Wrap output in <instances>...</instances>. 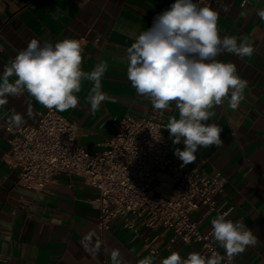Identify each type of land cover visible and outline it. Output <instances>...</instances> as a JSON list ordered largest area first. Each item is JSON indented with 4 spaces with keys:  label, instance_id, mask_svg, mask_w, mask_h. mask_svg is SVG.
<instances>
[{
    "label": "crops",
    "instance_id": "0c3cea01",
    "mask_svg": "<svg viewBox=\"0 0 264 264\" xmlns=\"http://www.w3.org/2000/svg\"><path fill=\"white\" fill-rule=\"evenodd\" d=\"M174 2L0 0V77L4 67L32 39L41 44L64 38L79 40L83 71L91 72L98 63L108 62L101 80V90L108 98L93 112L87 99L93 82L83 80L81 91L75 93L77 106L61 113L76 123L78 140L87 150H105L115 134L113 117L141 116L150 109L151 101L138 95L127 79L126 50ZM224 6L230 10L225 12ZM211 7L220 13L221 37L235 36L238 41L247 38L254 52L243 58L230 53L218 57L225 63H234L237 74L248 82L244 99L237 109H231L229 95L220 106L210 109L214 115L208 123L223 128L224 145L198 149L195 161L182 168L221 173L225 189L219 195L218 207L230 208L226 219L244 221L258 238L255 246L236 254L230 264H264V20L257 15L258 10L264 9V0H213ZM9 79L12 82L16 77ZM8 101L0 106V264H111L113 249H119L123 264H138L149 255L159 264L171 254L167 245L172 230L162 233L159 252L152 253L144 242L156 231L145 225L139 227L136 235L121 217H115L108 229L101 228L100 207L90 202L99 195V189L88 183L84 174H58L54 184L43 191L20 184L16 171L5 160L11 136L6 125L13 110L24 114L29 105L32 117L25 115V120L37 123L45 107L27 92L19 98L10 96ZM165 113L167 123L171 116L179 118L174 102ZM165 132L169 135L168 130ZM177 147L183 150L184 145H174L170 138L168 153L175 156ZM218 213L201 205L191 214L200 229L208 231ZM200 246L197 241H178L174 245L183 258ZM218 247L224 252L219 244Z\"/></svg>",
    "mask_w": 264,
    "mask_h": 264
},
{
    "label": "clouds",
    "instance_id": "9594fccd",
    "mask_svg": "<svg viewBox=\"0 0 264 264\" xmlns=\"http://www.w3.org/2000/svg\"><path fill=\"white\" fill-rule=\"evenodd\" d=\"M228 6L224 11L228 12ZM264 20V9L257 11ZM220 13L210 4L200 6L193 0H175L158 14L153 25L141 32L127 48V79L140 96L151 101L154 109L163 115L174 102L179 118H168L166 130L174 145L183 143V150L174 149L182 167L195 161V153L202 147H223V128L208 123L214 115L210 109L220 106L230 95L229 107L237 109L244 99L247 81L237 74L234 63L218 59L224 53L248 57L254 46L247 38L238 41L235 36L221 37L218 21ZM83 48L77 39L64 38L43 44L32 39L20 50L0 77V106L8 104V97L19 98L25 92L39 104L63 112L75 108L82 81L93 86L87 97L93 112L108 97L101 90V80L108 62L98 63L91 72L82 70ZM16 79L10 82V77ZM25 115L32 117L29 105L26 113L13 110L10 122L16 127L26 123ZM227 213L217 214L211 221V236L231 260L249 246L258 243L257 236L244 221L226 219ZM98 250V249H97ZM225 257L219 253L205 256L191 252L183 258L178 251L159 261V264H222ZM111 264H123L119 249L110 253ZM138 264H157L151 255Z\"/></svg>",
    "mask_w": 264,
    "mask_h": 264
},
{
    "label": "built area",
    "instance_id": "2783aa9c",
    "mask_svg": "<svg viewBox=\"0 0 264 264\" xmlns=\"http://www.w3.org/2000/svg\"><path fill=\"white\" fill-rule=\"evenodd\" d=\"M212 2L196 0L200 6ZM112 123L115 134L107 148L89 151L78 140L75 122L60 111L45 108L37 123L20 127L7 123L11 136L5 160L16 171L17 181L34 191L49 189L58 174H84L99 189V195L90 200L100 207L98 225L108 229L115 217H121L136 235L141 225L155 230L144 242L152 253L159 252L162 233L172 230L167 245L172 251L178 241H197L201 246L195 252L219 253L225 257L222 264H230L213 241L212 228L201 230L191 214L201 205L209 212L229 213L230 208L218 207L225 189L221 173L184 170L183 163L168 153L166 113L161 115L152 104L144 115L113 117Z\"/></svg>",
    "mask_w": 264,
    "mask_h": 264
}]
</instances>
